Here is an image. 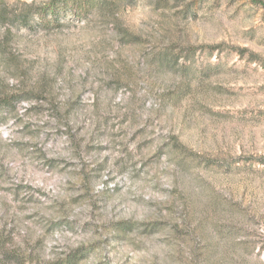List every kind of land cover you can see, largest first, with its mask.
<instances>
[{
  "label": "rangeland",
  "instance_id": "obj_1",
  "mask_svg": "<svg viewBox=\"0 0 264 264\" xmlns=\"http://www.w3.org/2000/svg\"><path fill=\"white\" fill-rule=\"evenodd\" d=\"M0 264H264V0H0Z\"/></svg>",
  "mask_w": 264,
  "mask_h": 264
}]
</instances>
